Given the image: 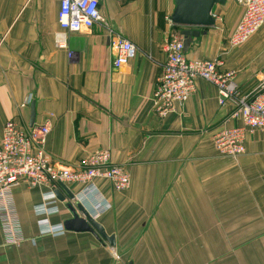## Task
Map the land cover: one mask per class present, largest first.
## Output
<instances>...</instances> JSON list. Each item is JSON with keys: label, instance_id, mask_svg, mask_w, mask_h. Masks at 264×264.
<instances>
[{"label": "crops", "instance_id": "obj_1", "mask_svg": "<svg viewBox=\"0 0 264 264\" xmlns=\"http://www.w3.org/2000/svg\"><path fill=\"white\" fill-rule=\"evenodd\" d=\"M174 4L99 0L102 19L64 33L59 0H0V136L9 118L30 123L33 102L32 124H50L44 146L56 160L75 167L108 148L130 178L121 190L104 177L93 182L110 203L94 219L114 244L91 231L40 234L37 212L47 188L21 181L13 196L26 237L6 244L0 228V264H264V129L247 132L243 153L223 155L213 135L241 123L234 99L219 103L216 86L202 78L163 117L152 97L165 40L186 27L199 33L182 34L185 56L220 57L223 68L235 70L240 93H252L264 76V23L230 46L243 11L238 0L215 3L210 26L170 23ZM117 35L138 47L119 66L110 45ZM66 186L73 193L84 188ZM66 201L56 202L50 222L71 216Z\"/></svg>", "mask_w": 264, "mask_h": 264}, {"label": "built area", "instance_id": "obj_2", "mask_svg": "<svg viewBox=\"0 0 264 264\" xmlns=\"http://www.w3.org/2000/svg\"><path fill=\"white\" fill-rule=\"evenodd\" d=\"M242 14L228 37V44L243 43L264 23V0H238ZM57 19L64 30L78 31L90 27L94 21L102 19L99 0H59ZM168 21L172 24L170 16ZM62 32L57 44L63 45ZM115 55V66L128 63L138 51L130 39L117 35L111 40ZM166 61L153 89L155 111L159 116L171 112L176 104L185 102L195 90L197 78L214 84L218 91V101L223 104L234 99L236 108L233 115L240 117L241 123L224 127L213 135V143L223 155L236 156L245 151L247 132L256 128L264 129V76L252 93L241 94L235 81V70L223 68L220 57L188 58L184 54L182 33L172 31L164 43ZM31 95L23 104L30 102ZM51 126L48 122L29 125L17 117L7 119L0 136V228L3 241L19 245L25 235L13 196V188L21 181L29 186H45L39 203L38 229L40 234L58 235L66 228L62 221L50 222L47 217L57 211L59 198L56 190L74 182L84 184L80 192L70 200L80 203L93 218L110 206L109 201L98 191L94 179L104 177L113 189L121 190L129 184V174L122 165L112 163L108 148L95 149L81 157L77 166L65 165L56 160L44 146L45 136Z\"/></svg>", "mask_w": 264, "mask_h": 264}, {"label": "water", "instance_id": "obj_3", "mask_svg": "<svg viewBox=\"0 0 264 264\" xmlns=\"http://www.w3.org/2000/svg\"><path fill=\"white\" fill-rule=\"evenodd\" d=\"M225 0H175L174 8L170 14L172 22L182 26H210L215 22L212 8L215 3H223ZM184 35H196L199 29L186 27L181 30ZM30 123H33L34 103L30 104ZM65 193L57 189L56 195L60 200L67 199L65 206L70 211L71 216L63 220L64 227L76 231H91L98 238H105L110 244H114V235L107 234L100 222L88 214L86 209L80 204H73L70 201L74 193L66 185Z\"/></svg>", "mask_w": 264, "mask_h": 264}, {"label": "rangeland", "instance_id": "obj_4", "mask_svg": "<svg viewBox=\"0 0 264 264\" xmlns=\"http://www.w3.org/2000/svg\"><path fill=\"white\" fill-rule=\"evenodd\" d=\"M262 25H263V24H262ZM262 25H261V26H262ZM259 28H260V27H259ZM256 31H257V30H256ZM256 31H255V32H256ZM251 35H252V34H251ZM112 256H113V255H112ZM115 256H116V255H115ZM115 256H114V257H115ZM114 257H113V258H114Z\"/></svg>", "mask_w": 264, "mask_h": 264}]
</instances>
